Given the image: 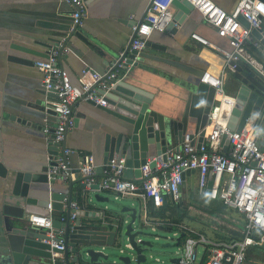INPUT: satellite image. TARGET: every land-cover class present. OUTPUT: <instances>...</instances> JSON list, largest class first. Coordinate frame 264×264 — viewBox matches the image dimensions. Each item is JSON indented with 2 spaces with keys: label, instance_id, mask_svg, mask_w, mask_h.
<instances>
[{
  "label": "crops",
  "instance_id": "0c3cea01",
  "mask_svg": "<svg viewBox=\"0 0 264 264\" xmlns=\"http://www.w3.org/2000/svg\"><path fill=\"white\" fill-rule=\"evenodd\" d=\"M215 1L227 11L234 10L239 2ZM85 2L87 12L82 29L84 34L95 38L97 46L106 52V57L79 36L70 34L72 5L67 0H0V158L11 168L7 179L0 178V258L8 251L6 222L11 225L17 222L12 213L14 207L3 201L4 194L12 189L17 170L41 171L43 166L62 152L61 148H49L57 118L47 110L49 98L43 87L44 72L36 65V60L46 57L50 46L67 38L71 51L63 56L62 65L74 84L79 85L81 80L90 79L84 73L87 68L106 73L118 60L116 57L110 58L107 49L119 51V54L124 52L132 39L133 24L144 17L150 0ZM260 6L264 13V5ZM173 11L174 16L168 28L154 31L149 38V45L143 50L147 54L164 57V60L146 57L135 66L125 69L121 80L125 81V85L149 95L153 109L166 117L178 118L182 116L189 95L200 81L192 72L193 69L225 70L223 94L226 95V106L231 108L234 85L231 71L226 68L225 54V51L232 50L229 40L220 36L196 8L188 13L177 7ZM193 32L205 37L209 44L193 38ZM255 42L249 40L245 48L264 64V53L261 47L255 46ZM14 44L34 48L42 52L43 56L24 52L15 48ZM97 104L78 101L72 115L74 123L66 135V145L75 150L68 160L74 170L73 201L78 202L79 208L84 207L82 194L86 190L78 174L81 161L91 154L98 164L102 163L106 135L117 133L114 124H124ZM229 112L223 113L224 117L227 118ZM38 185L45 190L50 189V192L65 194L66 198L70 193L69 182ZM99 192L105 196H115L110 190ZM124 199L138 207L147 224L160 229H172L178 232L177 236L183 234L181 243L186 232L182 231L180 225L189 226L215 242L238 239L243 235L244 215L226 205L223 210L218 209L223 202L210 198L206 192H200L197 172L185 174L179 203L169 195H164V205L160 208L138 196L127 195ZM63 202V208H66L67 202ZM198 212L217 217L224 227L209 219L206 226H202L197 219ZM28 214L20 221L25 226L30 225L26 219ZM54 214L60 216L65 212L54 209ZM206 247L202 244L198 247L200 264L206 258ZM261 248L263 252L260 259L252 257L254 248L249 250L246 264H264V246Z\"/></svg>",
  "mask_w": 264,
  "mask_h": 264
},
{
  "label": "built area",
  "instance_id": "2783aa9c",
  "mask_svg": "<svg viewBox=\"0 0 264 264\" xmlns=\"http://www.w3.org/2000/svg\"><path fill=\"white\" fill-rule=\"evenodd\" d=\"M67 1L72 5L70 34H74L83 25L87 6L85 0ZM173 1L150 0L144 17L133 24L130 52L137 51L134 60H137L139 53L146 48L151 34L154 31L166 30L172 22L173 8L176 7ZM188 1L216 28L220 36L229 40L232 50L225 51L228 70H235V65L230 64L231 60H243L264 76V64L245 48L249 40H255V46L260 48V43L253 38L252 31L260 28L264 21V13L259 7V4L264 5V0H239L232 11H227L215 0ZM240 16H243L249 25L244 24ZM192 37L209 44V41L197 32H193ZM70 51L68 40L64 38L48 48L47 57H41L35 62L44 72V89L54 94L52 97L48 96L47 110L54 112L57 118L52 141L60 144L66 141L67 131L74 123L72 110L76 103L80 100H92L106 105L100 90L111 89L121 80L124 70L132 66L123 61L104 74L87 68L84 73L90 79L81 80L79 85H76L62 65L63 56ZM225 72L209 68L205 70V76L200 78L201 82L216 88L215 103L207 125V139L200 147L193 141L195 138L186 134L180 144L166 152L165 159L162 155L149 159L140 166L141 175L133 178L126 176L124 158L119 161L114 159L99 172V165L90 154L81 161L78 169L86 189H93L97 185V190H110L116 197L138 196L149 200L156 208L164 205V195L171 196L175 202H181L182 184L185 174L190 170L197 172L200 192H206L212 180L209 197L221 200L227 207L244 215L243 235L238 239L215 242L203 234H198L189 226L180 225L182 231L186 232L180 264H194L199 257L200 244L207 245L205 264H246L249 250L264 246V113L257 121L246 124L240 133L232 132L228 128L229 114L224 122L221 121L223 101L217 97V92L224 91ZM225 133L230 141L227 152L223 150L222 145ZM61 150L49 164V177L51 181L68 182L74 175L68 156L75 150L67 145ZM152 162H155V165H152ZM64 201L72 209L79 208L77 201L69 203L66 197ZM48 210L49 214H29L27 220L33 227L45 228L48 235L59 236V242L53 241L52 245L63 250L65 229L53 226L55 214L51 203ZM59 217L61 221L66 220L65 214ZM76 217V212L72 211L71 219Z\"/></svg>",
  "mask_w": 264,
  "mask_h": 264
},
{
  "label": "water",
  "instance_id": "95a60500",
  "mask_svg": "<svg viewBox=\"0 0 264 264\" xmlns=\"http://www.w3.org/2000/svg\"><path fill=\"white\" fill-rule=\"evenodd\" d=\"M173 3L183 12L188 13L194 9V5L188 0H174ZM239 18L249 25L243 16ZM252 34L259 41L264 53V21L260 28L253 29ZM74 35L82 38L102 56H107L97 46L98 42L93 36L84 34L82 26ZM131 43L132 39L122 54L114 49H107L109 57H116L117 65L125 61L133 66L146 57L164 60V57L144 51L134 60L137 51L130 52ZM14 47L43 56L42 52L28 46L14 44ZM230 64L235 65V70L230 72L234 85L231 96L234 103L228 116V128L232 132L240 133L246 124L257 121L264 113V76L243 60H231ZM192 72L199 78L205 76V70L202 69L195 68ZM124 82L119 80L111 89L100 90L107 104L97 105L124 124H114L117 133L106 135L103 162L98 164L99 172L114 159L119 161L124 158L126 176L138 177L141 175L142 164L161 155L165 159L166 152L180 144L186 134L195 138L193 141L198 147L206 142L209 114L215 103L216 88L199 81L189 95L182 116L173 118L153 109L149 95L125 85ZM44 91L49 97L54 96L53 93ZM88 102L95 104L92 100ZM74 111L75 106L72 114ZM10 118L14 119L13 116ZM53 137L54 134L49 140L50 149H62L66 146V141L61 144L54 143ZM222 145L227 152L230 141L226 133L223 135ZM49 164L43 166L41 171L17 170L12 189L3 196V201L14 207L12 213L17 222L14 225L6 222L8 251L1 256L0 264H165L167 261L180 264L181 254L175 256L174 250L182 249L183 234L174 239L169 235H176L172 229H160L147 224L138 207L124 197L105 196L97 190L96 185L83 192L84 207L72 209L68 205L63 208L65 194L50 192V189L45 190L38 185L57 182L49 179ZM10 169L0 158V178L7 179ZM189 172L195 174L196 170ZM68 182L70 203L73 201L72 177ZM211 187L212 180L209 182L207 195H210ZM183 188L184 182L182 190ZM49 203L53 209L64 211L66 215L64 221L56 214L53 219L54 227L65 229L63 250L52 245L53 241L59 242V236L48 235L43 227L25 226L20 222L28 213L49 214ZM72 211L77 214L74 220L71 219Z\"/></svg>",
  "mask_w": 264,
  "mask_h": 264
},
{
  "label": "rangeland",
  "instance_id": "374dc122",
  "mask_svg": "<svg viewBox=\"0 0 264 264\" xmlns=\"http://www.w3.org/2000/svg\"><path fill=\"white\" fill-rule=\"evenodd\" d=\"M205 216H206V218H205ZM212 218L213 217H210L208 215H203L202 213H199V212H198V215H197L198 222H200L202 226H206V223H208L207 220L209 219L210 222L217 223L218 226H221V228L224 227L223 223L220 222V220L217 217H215L213 219ZM169 235H170L171 238H174V239L178 237L177 235L174 236L172 233H170ZM199 249L201 251V247ZM262 252H263V249L261 247H254V253H252L251 255L255 259H260V256H261ZM181 253H182V249H180V250L179 249H175L174 250V255L175 256L180 255ZM200 258H201V253H199V257L196 260V262H194V264H200ZM165 264H172V263L167 261Z\"/></svg>",
  "mask_w": 264,
  "mask_h": 264
},
{
  "label": "trees",
  "instance_id": "16d2710c",
  "mask_svg": "<svg viewBox=\"0 0 264 264\" xmlns=\"http://www.w3.org/2000/svg\"><path fill=\"white\" fill-rule=\"evenodd\" d=\"M229 111H230V106L227 107V106H226V101H225V103H224V105H223V110H222V117H221L222 121H225V118H226V117H224V114H223V113L226 114V113L229 112ZM176 203H179V202H176ZM224 207H225L224 204H223L222 206L219 205L218 209L223 210ZM205 260H206V259H205ZM205 260L202 262V264H205Z\"/></svg>",
  "mask_w": 264,
  "mask_h": 264
},
{
  "label": "bare ground",
  "instance_id": "6f19581e",
  "mask_svg": "<svg viewBox=\"0 0 264 264\" xmlns=\"http://www.w3.org/2000/svg\"><path fill=\"white\" fill-rule=\"evenodd\" d=\"M259 7H260V10L262 11L260 4H259ZM262 12H263V11H262ZM217 97L222 99V101H223V105H224V103H225V101H226V95L223 94V92L218 91V92H217ZM233 103H234V102H233ZM223 105H222V108H223ZM232 106H233V104H232ZM232 106H231V108H232ZM231 108H230V110H231ZM221 112H222V110H221ZM221 121H222V119H221ZM222 122H224V121H222Z\"/></svg>",
  "mask_w": 264,
  "mask_h": 264
}]
</instances>
